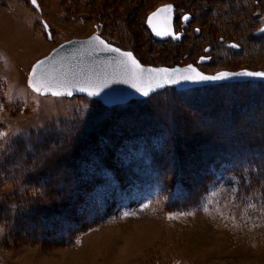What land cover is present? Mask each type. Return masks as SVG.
<instances>
[{"label":"rangeland","instance_id":"rangeland-1","mask_svg":"<svg viewBox=\"0 0 264 264\" xmlns=\"http://www.w3.org/2000/svg\"><path fill=\"white\" fill-rule=\"evenodd\" d=\"M215 1L220 3L219 0ZM254 1L259 4H253ZM72 2L37 0L39 7L34 9L31 0H0V207L6 216L5 219L0 218V264H264V195L260 197L254 192L238 199L239 180L229 174L228 163L222 162L216 170H212L215 179L209 185L201 206L167 212L165 186L156 170H153L156 166L152 164V156L146 152L141 136L122 142L116 154L117 170L105 171L104 181L86 198L84 207L91 219H98V223L80 235L74 245L40 242L30 233L25 235L21 230H17L19 233L12 230L7 213L11 211L13 203H21L26 208L43 195L31 186L12 181L8 174L1 172V169L6 171L19 166H13V163L21 161L22 156H12L20 147L19 137L30 132L54 129L51 139L56 141L55 148L63 146L60 148L65 150L68 138L83 139L89 132L77 131L79 122L74 124L76 119L88 120L92 126L106 117L107 111L98 113L100 103L97 101L78 96L71 99L37 97L28 89L26 72L29 66L62 42L86 39L98 33L105 41L133 52L141 64L148 67L193 65L198 71L209 75L245 69L264 72V52L259 48L264 47V39L258 44L251 41V37L258 36L260 26L254 14L259 10L258 14L264 15V0H245L241 6L242 10H247L245 16L234 12L230 16L225 14L227 17L221 19H216L213 12H230H226L224 5L211 0H88V3L85 1L84 10L77 9L75 5L71 8ZM171 3L177 7L176 19L183 14L192 17L182 41H176L178 44H171L167 40L157 41L145 31L144 19L162 5ZM94 7L96 18H93ZM242 18L246 20L240 26L231 25L236 21L241 22ZM249 20L253 27L244 31V24ZM112 22L120 27L122 34L109 30L113 28ZM44 23L53 35L51 40L44 31ZM127 32L133 34V41L125 34ZM227 42H237L243 49L242 53L240 50L235 51L237 55L230 54L233 52L225 47ZM202 57L208 61L199 62ZM228 84L178 93L199 91L196 99L200 105L212 99L210 95L218 93L209 89H219ZM172 90L167 88L146 100L131 101L118 107H132L135 103H147L153 99L152 103L158 109L164 106L166 111L155 109L151 115L167 122L171 117L170 111L179 113L176 112L179 109L174 100L182 102L173 96ZM213 98L217 99L216 96ZM183 100L191 99L185 97ZM217 101L210 102L211 107H208L210 112L214 111L211 121L197 115L194 108L202 109L201 105L193 106L192 110L182 102L183 111H190L193 116L180 123L179 137L183 136L180 141L193 140L196 143L192 147L196 146L203 137L205 126L218 121L219 115L225 113L221 109L229 102ZM207 110L203 108V111ZM132 117H136V114L128 115L125 120L129 122L119 123V126L132 128L131 132L139 131V120L132 121ZM249 121L240 130L239 138L243 136L251 141L250 137H258L252 128L264 130V119L250 118ZM220 123H216V128L221 126ZM219 136L215 135L212 141L218 142ZM33 141L37 142L38 139ZM31 142L25 143L24 152ZM153 142V145L159 146L161 137H155ZM45 149L47 151L48 147ZM260 150H264V144ZM213 151L218 150L202 147L201 156H206L194 158L190 153L192 158L189 163L200 167ZM257 163L264 175V161ZM195 166L190 168L189 179L201 174L195 170ZM164 169L165 166L161 168ZM49 171L64 172V168L50 167ZM144 204L148 207L143 208ZM205 208L207 211H204ZM125 213L135 215L125 216ZM169 215L175 219L168 220ZM140 228L150 229L145 232Z\"/></svg>","mask_w":264,"mask_h":264},{"label":"trees","instance_id":"trees-1","mask_svg":"<svg viewBox=\"0 0 264 264\" xmlns=\"http://www.w3.org/2000/svg\"><path fill=\"white\" fill-rule=\"evenodd\" d=\"M219 1L220 3L211 0L213 3L224 5L226 12L230 13L213 12L216 19L227 17L225 14L230 16L234 12L242 15L247 11L242 10L241 7L245 0ZM257 3L259 2L254 1L253 4L256 5ZM247 7L249 8V6ZM243 20H246V18H242L241 24L244 22ZM251 26L253 27L250 20L248 23L245 22L244 31ZM263 39L264 36L251 37V41L255 44ZM259 48L264 49V47ZM242 85L244 89L236 86H233L232 90L228 86L227 88L209 89L212 92H218L211 96H216L217 100H223V102L227 100L229 103L221 109V111L225 110V113L218 117V121H221L219 128H216L218 121L205 126L204 131H208L210 134H207L209 136L205 137L204 140H199L200 144H203L207 150L217 149L218 151H213V154L209 155L211 157L205 159L204 164L202 163L200 167L189 163L191 158L195 156L192 154L191 157L190 154L194 147L186 149L183 145L178 144L180 138L183 137H179L180 123L193 116L190 111H183L182 102H185L186 106L191 107V109L194 108L193 104H196V107L200 105L203 107L204 105L210 110L208 108L211 107L210 100L201 102L202 104L199 105L196 99L200 95L199 91L197 93L195 91L178 93L172 90L173 96L182 102H177L173 97L175 99L174 104L179 109L176 112L179 113L170 111L171 117L167 122L157 120L155 116L151 115L152 110L155 109H157L156 111H166L164 106L158 109L155 103H152L153 99L147 103H135L132 107L129 105L110 109L98 104V113L107 111L106 117L96 121V124L94 123L95 125L92 126L88 120L76 119L74 124L79 122L76 126L77 131L80 129L81 131L84 130L83 132H89L83 139H76L72 136L68 138L66 140L68 144L65 142V148H67L65 150L60 148L63 146L55 148L56 141L51 139L54 129L22 135L18 139L20 147L17 153L12 154V156L15 154L19 157L22 156L21 161L13 163V166L18 164L19 166L11 170L6 169V171L1 169V172L4 175L8 174L12 181L31 186L43 195L26 208L21 203H13L8 215L10 217L11 212H13V217L21 222L19 226H15L14 220L11 221L12 230H21L25 235L30 233V236L36 237L40 242L62 246L74 245L80 235L94 228L98 223V219H91L89 211L84 207L86 198L104 181L105 171L117 170L116 154L122 142L127 138L136 136L143 138L145 150L152 156V164L157 169L152 168L156 170L158 177L165 186L168 197V202L165 204V211L167 212H172L176 208L191 210L201 206L209 185L215 179L212 170L213 168L216 170L222 162L228 163L229 174L239 180L236 192L238 199L249 196L254 192L263 197L264 175L257 162L259 160L264 161V150H260L261 145L264 144V130L252 128V131L256 132L258 137L253 139L250 137L251 141L245 140L243 136L239 138V133L241 129H244V125L249 124L250 118L264 119V85L257 83ZM218 95L220 96L218 97ZM185 97H189L191 100H183ZM155 98L156 96H154ZM207 112H209L207 115H199L200 117L205 116L206 120L210 119L211 121L214 111ZM210 113H213V115L208 116ZM131 114H136V117H132V121H140L142 115H147L148 121L146 125H143V129L139 127V131L131 132L132 128L119 126V123L129 122L125 119ZM119 115L124 117H118ZM218 134H220L217 138L218 142L212 141L215 135ZM230 135L232 136L229 138ZM157 136L161 137L159 146L153 145V140ZM35 138L38 139L37 142L33 141ZM26 142H31L30 147L25 150L27 154L23 149V146L26 147ZM88 142L89 145H87ZM175 143H177V146L174 147ZM46 147H48L47 151ZM195 147L197 149V144ZM58 155H64L65 159L62 165H52L50 160ZM204 156L206 155L201 157ZM163 166H165V169L161 170ZM193 166L201 174L197 178L189 179L190 168H193ZM50 167H62L64 172L51 173L49 171ZM57 183L60 184L57 185Z\"/></svg>","mask_w":264,"mask_h":264},{"label":"snow or ice","instance_id":"snow-or-ice-1","mask_svg":"<svg viewBox=\"0 0 264 264\" xmlns=\"http://www.w3.org/2000/svg\"><path fill=\"white\" fill-rule=\"evenodd\" d=\"M34 9H37V0H31ZM175 9L172 4L158 8L148 16L146 23L151 33L158 38L180 39V35L173 30V19ZM181 22L186 24L191 17L188 14L181 16ZM44 31L48 34V39H53V35L49 32L48 25L44 24ZM199 31V29H197ZM264 33V28L260 29ZM75 43V42H72ZM88 44V54L110 53L114 54L115 59L108 61L107 67L115 65L111 73L100 70H90L83 67V55H77L84 48L81 45L79 49H75L70 57H62L59 60L49 58L37 62L32 70L31 76L36 77L35 80L29 79L28 84L32 91L39 95H51L53 97L72 96L73 91L85 93L87 97H99L106 105L120 106L130 99V94L122 93L119 89L112 87L113 85L126 84L142 97H149L150 93H156L158 89H164L166 86L183 87L185 84H202L224 82L233 78H259L264 79V72L244 71L238 73L218 72L214 75L205 74L198 71L197 67L188 65L187 67H146L134 56L133 52L121 50L119 47L112 46L100 36H93ZM65 47L64 45L61 48ZM230 47L237 48V44H231ZM208 51V49H205ZM79 59V72L76 71L77 65L71 63ZM204 57L200 62L204 61ZM67 68L71 69V75L65 70V62ZM95 64V61H92ZM45 65H53L49 70ZM95 72V74H94ZM108 89L107 91H105ZM2 135V134H0ZM148 205L144 204L143 208ZM143 210V209H142ZM207 211V208L204 209ZM125 216H134L135 213H125ZM183 215V214H182ZM187 215H193L188 213ZM168 220L175 217L169 215Z\"/></svg>","mask_w":264,"mask_h":264},{"label":"water","instance_id":"water-1","mask_svg":"<svg viewBox=\"0 0 264 264\" xmlns=\"http://www.w3.org/2000/svg\"><path fill=\"white\" fill-rule=\"evenodd\" d=\"M161 8V7H159ZM157 10V9H156ZM155 10V11H156ZM154 12V11H153ZM151 14H149L148 16H150ZM147 16V18H148ZM147 20V19H146ZM191 20V19H190ZM189 20V22H190ZM188 22V23H189ZM184 24L182 23V28H185L187 26V24ZM146 27L148 28V30L151 32V30L149 29L147 23H146ZM264 28V27H263ZM152 34V33H151ZM180 39L176 40V39H172L171 37H168V38H158L156 36H154L152 34V37L157 40V41H166L168 39H172L174 40L175 42L176 41H181L182 40V36H183V33H180ZM93 36H96L95 34L90 36L88 39L86 40H71V41H68V42H65V43H62L60 44L58 47L54 48L51 52H49L48 55H46L45 57H43L42 59L40 60H47L49 58H54L55 60H59L60 58L62 57H70L74 50L75 49H79L81 45H84V48L81 50L80 53H77V55H83L84 57V61H83V67L85 69H90V70H100V71H107L108 73H111L114 68H115V65H112L111 67H105L107 62L108 61H112L115 59V56L114 54H110V53H101L102 54V60L103 61H97L95 58H91L90 55L88 54L87 55V49H88V44L87 42L90 41L92 39ZM72 42H75V43H72ZM233 44V43H230L228 45V47ZM64 45L65 47L61 48V46ZM232 48V47H231ZM232 49H236V50H239V47L237 48H232ZM40 60H38L37 62H39ZM92 61H95V64L92 63ZM201 61V58L199 59V62ZM204 61H208V59H204ZM35 62L31 69H30V72L27 76V82L26 84L29 86L28 84V81L29 79H33L35 80L36 77H32L31 76V70L33 68V66L37 63ZM67 63L68 61L65 62V70L69 72V75H71V69H68L67 68ZM72 64L74 65H77V69L76 71L79 72V65H80V61L79 59H77L76 61H71ZM188 66V65H187ZM185 66V67H187ZM46 68H48L49 70H52L53 68V65H45ZM148 67V66H146ZM159 68V67H157ZM180 68H184V67H180ZM244 71H250V70H241V71H238V72H244ZM219 72H229V71H219ZM238 72H234V73H238ZM259 72H263V71H259ZM218 73V72H217ZM95 74V72H94ZM216 74V73H215ZM214 75V74H213ZM233 79H240L239 81L242 83V82H245V83H248V82H255V83H260V82H263L264 83V79H259V78H233ZM233 79H230L228 81H224V82H215V83H202V84H185L183 87H177V86H166V88L164 89H158L156 93H150V96L149 97H142L140 96L139 93H136L135 92V89H132L129 85H126V84H120V85H113L112 87L114 88H117L119 89L122 93H128L130 94V99L123 105H126L128 103H130L131 101H141V100H146L148 98H150L151 96H153L154 94H157L159 92H162L164 91L165 89L167 88H173L174 90H176L177 92H185V91H189V90H192V89H196V88H202V87H210V86H218V85H222V84H225V83H233ZM30 87V86H29ZM31 88V87H30ZM32 90V88H31ZM108 89H106L105 91H107ZM39 95V94H38ZM41 96H44V95H41ZM46 96H51L50 94L49 95H46ZM75 96H78V97H86L88 99H91V100H94V101H97L98 103H100L103 107H106V108H113V107H118V106H115V105H106L103 103V101L100 100L99 97H95V98H91V97H87V95L85 93H80V92H77V91H73V94L72 96L68 97V96H61L63 98H67V99H71ZM53 97V96H52ZM122 106V105H120Z\"/></svg>","mask_w":264,"mask_h":264},{"label":"bare ground","instance_id":"bare-ground-1","mask_svg":"<svg viewBox=\"0 0 264 264\" xmlns=\"http://www.w3.org/2000/svg\"><path fill=\"white\" fill-rule=\"evenodd\" d=\"M85 1L88 3V0H73V2L71 3V5H70V7L72 8V6H77V9H81V10H84L85 9V6H84V4H85ZM111 1V0H110ZM172 4V3H171ZM259 3H257L256 5H258ZM90 5H92V4H90ZM166 4H164V5H162V6H165ZM173 5V7H174V9H175V12H174V19H173V30L175 31V32H179L178 34H180V33H185V31L187 30V27H190L189 25L192 23V17H191V20H190V22L187 24V27H185V28H181L182 27V25L180 24V22H181V16H178V18L176 19V17H175V15L177 14V7H176V5H174V4H172ZM96 7V6H95ZM95 7H94V10H93V12H94V17L93 18H96V17H98V16H96L95 15ZM89 7H87V9H88ZM257 13H260V11L259 10H257L256 11ZM246 15V13H243L241 16H245ZM261 16H262V14H260ZM262 18V17H261ZM111 19H112V17H111ZM146 21V18L144 19V22ZM257 21H259L260 23H263V20H259V18H257ZM44 24H46V23H44ZM238 25V26H240V22H238V21H236L235 23H231V25ZM112 27L113 28H109V30H111V31H114V32H117V33H120V34H122L120 31H119V29H120V27L117 25V24H115L114 22H112ZM127 27V26H126ZM264 27V26H263ZM262 26H259L258 27V29H259V31H258V33H257V35L258 36H256V37H263L264 36V33H262V32H260V29L261 28H263ZM103 28V26H101L100 27V29H102ZM48 29H49V27H48ZM100 29H98V32H99V30ZM126 29V28H125ZM179 30V31H178ZM151 37H152V34H151V32L148 30V28L146 27V30H145ZM125 34H128L129 35V37L131 38V40L130 41H133V34L131 33V32H127V33H125ZM96 36H100V34H98V33H96ZM89 38V37H88ZM88 38H86V39H88ZM86 39H73V40H86ZM182 39H183V37H182ZM172 40V39H171ZM68 41H71V40H68ZM68 41H65V42H68ZM182 41V40H181ZM65 42H62V43H65ZM107 42V41H106ZM165 42V41H164ZM167 42H170L171 44H173V43H176V44H178V42H173V41H169V39L167 40ZM61 43V44H62ZM230 43H233V44H237V42H227L226 44H225V47L226 48H228L229 50L228 51H232L233 52V54L234 55H237V53L235 52V51H240L241 50V53H242V51H243V49L241 48V46L239 45V44H237L238 45V47H239V50H234V49H232L230 46L228 47V45L230 44ZM112 46H115V45H113V44H111ZM59 46V45H58ZM57 46V47H58ZM115 47H117V46H115ZM56 48V47H55ZM53 50V49H52ZM51 50V51H52ZM122 50V49H121ZM210 50V49H209ZM260 50L261 51H264V49L263 48H260ZM50 51V52H51ZM88 49H87V55H88ZM261 53V52H260ZM135 56V55H134ZM91 58H95L97 61H103L101 58H102V54L101 53H99V54H93V55H91L90 56ZM43 58V57H42ZM41 58V59H42ZM40 60V59H39ZM139 60V59H138ZM38 61V60H37ZM36 61V62H37ZM141 63V62H140ZM34 64V63H33ZM32 64V65H33ZM32 65L31 66H29V68H28V70H27V72H26V75H28L29 74V72H30V69H31V67H32ZM144 66V65H143ZM176 67H179V66H176ZM173 68V67H172ZM239 71H241V70H239ZM236 72H238V71H236ZM254 72V71H253ZM230 73H233V72H231L230 71ZM240 79H233V83H230L229 82V84L228 85H224V87H226L227 88V86H228V88H230L231 90H232V87L233 86H236L237 88H241V89H244V86L242 85V83L239 81ZM26 82H27V79H26ZM249 83H255V82H249ZM248 83V84H249ZM262 85H264V83L263 82H260ZM27 85V84H26ZM27 87H28V89L33 93V94H35V95H37V97L39 96V97H46V95H44V96H41V95H38L37 93H35V92H33L32 90H31V88L27 85ZM211 96V95H210ZM220 95H218V97H219ZM214 97V96H213ZM212 96L210 97V98H212V99H210V101L211 102H218L217 101V99H215V98H213ZM85 99H86V97H85ZM88 99V98H87ZM86 99V100H87ZM89 100H91V99H89ZM94 101V100H93ZM193 106H195V105H193ZM203 108H206L204 105H203V107H202V109H198V108H194V110H196V113L199 115H201V114H208L209 112H207V111H209V110H207V111H203ZM210 115L212 116L213 115V113H210ZM121 115H119L118 117H120ZM138 117H140V116H138ZM147 121H148V118H147V115L146 114H144V115H142V118H141V120L139 121V125H141V127H142V125H146L147 124ZM148 127V126H147ZM204 132H207V133H204V135H203V137H202V139L204 140V138L206 137V135L207 134H210L208 131H204ZM184 137H186V136H184ZM194 143H196V141H193V140H191V141H189V142H185L184 141V139L183 140H179L178 141V144H180V145H183L186 149H188V148H192V145L194 144ZM201 142H199V143H197V149H196V147H194V148H192V154L193 155H195L196 157H200L201 156V150H202V147H204L203 146V144H200ZM90 143L88 142V144L87 145H89ZM200 144V145H199ZM175 146H177V143H175V145H174V147ZM65 158H64V155H58V156H55V157H53V159H51L50 160V162L52 161V165L53 164H56V165H58V166H60V165H62V162H63V160H64ZM13 215H14V213L13 212H11V214H10V220L11 221H13L14 220V225L15 226H19L20 225V220L18 219H16V218H14L13 217ZM7 216L9 217V215H8V213H7ZM0 218L1 219H5L6 218V216L4 215V212H3V209L2 208H0ZM14 226V227H15ZM152 226V225H151ZM140 227H141V225H140ZM149 229L150 228H140V230L141 231H145V232H148L149 231ZM102 244V243H101ZM99 246V245H98ZM103 250H105V249H103Z\"/></svg>","mask_w":264,"mask_h":264},{"label":"built area","instance_id":"built-area-1","mask_svg":"<svg viewBox=\"0 0 264 264\" xmlns=\"http://www.w3.org/2000/svg\"><path fill=\"white\" fill-rule=\"evenodd\" d=\"M254 18L255 19H257V18H259V20H263V23H260V22H258L259 24H260V26H264V15L262 16V18H261V15L260 14H258L257 12L254 14Z\"/></svg>","mask_w":264,"mask_h":264}]
</instances>
